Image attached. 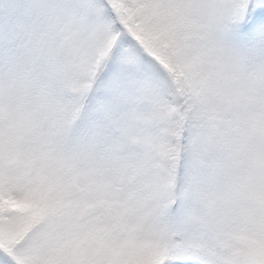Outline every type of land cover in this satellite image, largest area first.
I'll use <instances>...</instances> for the list:
<instances>
[{"label":"snow or ice","instance_id":"obj_1","mask_svg":"<svg viewBox=\"0 0 264 264\" xmlns=\"http://www.w3.org/2000/svg\"><path fill=\"white\" fill-rule=\"evenodd\" d=\"M0 264H264V0H9Z\"/></svg>","mask_w":264,"mask_h":264},{"label":"rangeland","instance_id":"obj_2","mask_svg":"<svg viewBox=\"0 0 264 264\" xmlns=\"http://www.w3.org/2000/svg\"><path fill=\"white\" fill-rule=\"evenodd\" d=\"M0 2L4 5V7H6L9 0H0Z\"/></svg>","mask_w":264,"mask_h":264}]
</instances>
